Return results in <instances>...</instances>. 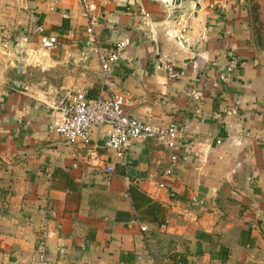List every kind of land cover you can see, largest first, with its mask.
<instances>
[{"label":"crops","instance_id":"obj_1","mask_svg":"<svg viewBox=\"0 0 264 264\" xmlns=\"http://www.w3.org/2000/svg\"><path fill=\"white\" fill-rule=\"evenodd\" d=\"M97 2V43L131 40L111 72L126 112L184 126L179 159L166 174L165 144L130 141L127 173L138 176L130 186L151 201L136 209L123 166L103 145L108 124L92 127L88 144L47 129L77 88L89 97L106 88L77 1L33 0L32 15L19 10L12 27L0 25V264H30L41 240L51 264L178 263L174 255L181 264H264V143L236 141L242 131L264 132V0ZM141 8L154 36L140 25ZM63 19L68 28L53 29ZM43 35L59 43L42 49ZM166 63L184 74L169 77ZM221 245L224 261L213 254Z\"/></svg>","mask_w":264,"mask_h":264},{"label":"built area","instance_id":"obj_2","mask_svg":"<svg viewBox=\"0 0 264 264\" xmlns=\"http://www.w3.org/2000/svg\"><path fill=\"white\" fill-rule=\"evenodd\" d=\"M82 8V14L85 18L84 33L87 36L85 42L86 47L94 55L99 62L100 76L105 85V95L97 97H89L85 88H77L66 101L57 107V115L47 123V129L61 134L66 143L82 142L90 143L91 128L97 125L108 124L107 136L104 138L103 145L114 151L119 163L124 168V182L129 187L130 184L137 181L138 176H130L128 172L127 147L130 141L134 138H155L165 144L170 150L169 164L165 167L164 172L170 174L176 165L179 156L175 151L176 143L183 138L185 129L184 126L176 122H168L166 124L146 123L141 119L129 115L125 110V104L128 96L124 92L116 90L115 82L111 77L112 64L118 59L122 51L130 44L129 37L113 41L107 47H102L97 43L95 37L96 25L100 21L99 4L97 0H76ZM165 1V0H164ZM168 3L171 0H167ZM141 17L140 25L143 28L149 29L151 36L153 33V21L149 12L141 8L139 10ZM41 33L42 28H38ZM59 43L55 35L40 36V44L42 49H51ZM238 59L231 57L226 64V69L231 70L236 66ZM244 62V61H241ZM167 75L169 77H180L184 74V70L176 69L170 63L165 64ZM226 74L222 73L219 76L226 78ZM191 95L195 99L202 96L201 91L191 89ZM253 137L259 142L264 143V132L262 130L255 131L250 135L247 131H242L237 143H241V138ZM221 138H217L219 143ZM112 165H107L104 170L107 172L113 171ZM157 187H165L166 183L163 181H156ZM173 195V192L171 191ZM192 201H197L192 197ZM188 211V210H186ZM142 231L146 230L145 225L140 224ZM141 260L142 255H137ZM40 261L44 264H51L46 255L45 241L41 240L37 244L36 251L31 255L30 264Z\"/></svg>","mask_w":264,"mask_h":264},{"label":"rangeland","instance_id":"obj_3","mask_svg":"<svg viewBox=\"0 0 264 264\" xmlns=\"http://www.w3.org/2000/svg\"><path fill=\"white\" fill-rule=\"evenodd\" d=\"M32 1L33 0H0V5H2L0 6V15L2 17H0V25H7V27H12L11 22L16 21L18 13L20 12L19 10H21V14H23V17L32 15L34 13ZM20 2H22V5L20 4ZM0 31L2 32L1 29Z\"/></svg>","mask_w":264,"mask_h":264},{"label":"trees","instance_id":"obj_4","mask_svg":"<svg viewBox=\"0 0 264 264\" xmlns=\"http://www.w3.org/2000/svg\"><path fill=\"white\" fill-rule=\"evenodd\" d=\"M53 29L58 31H65L68 27L66 24L65 19L61 20V23L59 26H52ZM128 191L130 193V196L132 197L134 207L138 209L139 207H142L145 203L151 202L150 199L146 198L145 196H142L141 193L137 190L136 186L132 185L129 186ZM158 204H152V207L156 208ZM159 208V205L157 206ZM142 211H146V209H142ZM153 220H156L157 218L155 216L152 217ZM213 253V252H212ZM216 257L220 258L222 261H224L228 256V249L221 245L217 252L213 253ZM173 258L176 259L178 263L173 262L172 264H181L183 260L181 257H177L176 255L173 256Z\"/></svg>","mask_w":264,"mask_h":264},{"label":"water","instance_id":"obj_5","mask_svg":"<svg viewBox=\"0 0 264 264\" xmlns=\"http://www.w3.org/2000/svg\"><path fill=\"white\" fill-rule=\"evenodd\" d=\"M181 0H171V3L173 4H179ZM184 37V34L182 35ZM24 65V59L23 57L18 58L17 62L15 63V67L18 69V73L23 70ZM13 83L17 84V86L20 85V80H14Z\"/></svg>","mask_w":264,"mask_h":264}]
</instances>
